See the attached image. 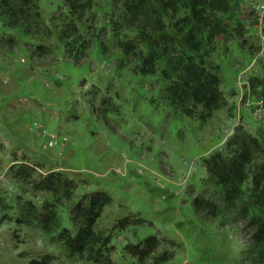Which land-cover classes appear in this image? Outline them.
Masks as SVG:
<instances>
[{"label": "rangeland", "instance_id": "1", "mask_svg": "<svg viewBox=\"0 0 264 264\" xmlns=\"http://www.w3.org/2000/svg\"><path fill=\"white\" fill-rule=\"evenodd\" d=\"M228 1L226 33L208 52L185 56L219 78L224 103L209 114L172 106L175 75H161L171 70L163 51L156 71L139 70L147 51L118 0H92L78 15L63 0H32V20L0 6V264H254L257 251L243 255L252 230L237 217L242 204L224 203L203 164L236 128L264 131L247 85L264 62V41L250 40L258 11L249 4L257 0ZM43 131L56 135L53 148ZM21 166L35 173L24 177ZM49 173L71 184L69 198L34 189ZM94 193L111 198L93 227L97 240L69 253L79 228L71 211L87 208ZM152 236L158 247L147 258L126 250Z\"/></svg>", "mask_w": 264, "mask_h": 264}, {"label": "trees", "instance_id": "2", "mask_svg": "<svg viewBox=\"0 0 264 264\" xmlns=\"http://www.w3.org/2000/svg\"><path fill=\"white\" fill-rule=\"evenodd\" d=\"M32 0H0L3 10H8L12 17L19 16L24 20H32L34 16L28 8ZM71 15L83 14L92 7V0H63ZM122 4L128 19L137 25L136 41L144 46L146 56L141 61L139 70L152 73L157 69V62L164 52L162 61L170 71L163 70L161 75L168 77L175 75L169 83L168 93L174 108L184 113H191L190 105H200L209 114L222 107L224 101L219 90V78L209 72L202 65L196 64L192 54L208 52L213 40L226 33L220 15L230 19L234 14L228 0H118ZM29 2V3H28ZM152 2L159 7L157 12ZM168 16L171 21L168 32L161 16ZM1 14V12H0ZM74 29V27L69 28ZM258 29L253 27L250 34L251 41L257 42ZM250 44L252 45L251 41ZM82 46V45H81ZM83 47V46H82ZM122 49L127 52L132 45L123 44ZM177 48V50H176ZM182 55L174 60L175 56ZM176 62V66L173 63ZM173 64L174 69L171 68ZM170 67V68H169ZM262 73L247 80L248 90L252 96H257L258 102L264 105V62L259 66ZM257 135H250L241 128H236L225 144L222 153H215L203 160L204 168L211 179V183L221 189V199L230 208H236L240 203L237 217L243 221L245 228H250L251 240L246 245L243 255H253L257 251L254 264H264V131ZM20 173L27 178L33 176L34 170L21 166ZM250 184L246 191L244 187ZM71 184L61 174L49 173L34 184L37 191H48L61 194L65 198L71 195ZM86 199V198H85ZM88 207L81 203L71 211L79 227L73 238L66 242L69 253L83 254L90 244L97 240L93 231L96 220L101 211L111 203V198L105 193H94L87 197ZM246 201H248L246 203ZM198 204V205H197ZM196 207L206 210L213 209L207 203L195 201ZM32 212L34 209L30 206ZM250 211L257 212L259 219L250 216ZM251 217V218H250ZM158 247L155 237L145 239L140 246H128L126 250L133 256L145 259ZM50 259V258H48ZM31 264H44L32 262Z\"/></svg>", "mask_w": 264, "mask_h": 264}, {"label": "built area", "instance_id": "3", "mask_svg": "<svg viewBox=\"0 0 264 264\" xmlns=\"http://www.w3.org/2000/svg\"><path fill=\"white\" fill-rule=\"evenodd\" d=\"M251 8H256L258 11V22H256V28L259 30L257 41L262 42L264 41V0H257L253 1L249 4ZM254 116L258 117L260 119H263L264 121V105L262 102H257L255 108H254ZM43 133L46 135L48 144L47 146L49 148H53L56 145V135L53 133H46L43 131ZM66 139H62L60 146H64V143L66 142Z\"/></svg>", "mask_w": 264, "mask_h": 264}]
</instances>
